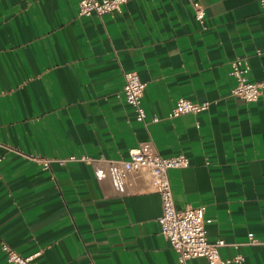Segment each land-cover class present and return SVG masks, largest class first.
Wrapping results in <instances>:
<instances>
[{
  "label": "crops",
  "instance_id": "0c3cea01",
  "mask_svg": "<svg viewBox=\"0 0 264 264\" xmlns=\"http://www.w3.org/2000/svg\"><path fill=\"white\" fill-rule=\"evenodd\" d=\"M199 1L203 23L189 0L92 16L79 0H0V264H11L2 243L39 253L37 264H180L160 234V196L120 178L133 147L184 154L189 165L168 170L175 207L206 208L222 258L264 264V245L244 244L264 241V88L244 101L229 74L239 56L249 81H264V5ZM129 71L159 121L135 120L121 92ZM179 98L210 106L168 118Z\"/></svg>",
  "mask_w": 264,
  "mask_h": 264
},
{
  "label": "built area",
  "instance_id": "2783aa9c",
  "mask_svg": "<svg viewBox=\"0 0 264 264\" xmlns=\"http://www.w3.org/2000/svg\"><path fill=\"white\" fill-rule=\"evenodd\" d=\"M128 0H79L78 15L92 16L105 13L119 12L122 4ZM194 17L200 23L204 22L205 9L199 0H189ZM264 5V0H261ZM229 74L235 83L230 89V95L244 101H255L264 88V81L251 82L248 79L249 66L243 57H235L230 63ZM124 84L122 95L124 101L131 107L134 118L139 122H157L159 116L147 114L141 100L145 83L134 71L123 74ZM210 102H194L189 99L179 98L167 114L168 118H174L183 114H196L209 109ZM0 146H3L0 141ZM45 169L50 167L47 159H38ZM80 160H85L84 157ZM189 165V160L184 154L172 157H161L158 153H149L139 147H133L128 151V158L118 165V172L122 181L128 187L135 188L137 192H154L160 196L161 214L158 218L160 234L168 241L170 247L176 252L178 262L186 264L188 259H204L203 264H234L242 260L241 254L231 258H222L219 250L226 243L219 239L210 242L208 239L209 228L215 220L205 217L204 206L185 207L177 209L174 204L171 186L168 178V170L171 168H183ZM251 246L264 245V241L256 239L248 234V241L244 243ZM240 243L233 244L238 247ZM7 261L11 264H37L36 257L39 253L23 256L6 243L1 244ZM88 264H94L88 262Z\"/></svg>",
  "mask_w": 264,
  "mask_h": 264
}]
</instances>
